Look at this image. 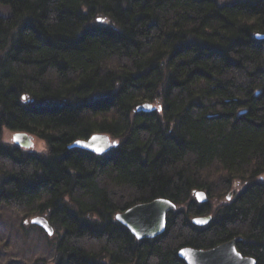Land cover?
<instances>
[{
  "label": "trees",
  "instance_id": "1",
  "mask_svg": "<svg viewBox=\"0 0 264 264\" xmlns=\"http://www.w3.org/2000/svg\"><path fill=\"white\" fill-rule=\"evenodd\" d=\"M0 5V207L48 222L56 264H185L180 249L237 238L264 264V0ZM4 130L45 152L3 144ZM96 133L117 147L67 150ZM157 199L175 206L159 237L116 222Z\"/></svg>",
  "mask_w": 264,
  "mask_h": 264
},
{
  "label": "water",
  "instance_id": "2",
  "mask_svg": "<svg viewBox=\"0 0 264 264\" xmlns=\"http://www.w3.org/2000/svg\"><path fill=\"white\" fill-rule=\"evenodd\" d=\"M256 39L264 40L263 35H256ZM25 97H23L24 99ZM154 111L150 104H144L136 108V112L149 113ZM18 139H15L17 138ZM33 138L25 133H16L12 136V143L17 148L30 150L33 146ZM117 143L111 141L108 135H94L87 141H77L69 148H79L87 150L96 155H104L111 149L116 148ZM194 197L197 203L204 204L207 198L202 192H195ZM231 195L227 197L229 201ZM175 210V206L164 199H157L146 204H139L127 209L123 213L115 216L116 222L125 227L130 234L137 240H151L159 237L166 226V217L168 212ZM206 221L205 223H196V221ZM211 221V217L194 218L192 223L195 226L203 227ZM31 224L42 229L48 236H52L53 229L44 218H36ZM239 239H233L227 243L219 245L209 250H195L192 248H182L178 251V257L185 264H255V260L243 257L236 249Z\"/></svg>",
  "mask_w": 264,
  "mask_h": 264
},
{
  "label": "rangeland",
  "instance_id": "3",
  "mask_svg": "<svg viewBox=\"0 0 264 264\" xmlns=\"http://www.w3.org/2000/svg\"><path fill=\"white\" fill-rule=\"evenodd\" d=\"M8 10L0 5V16H7ZM13 133L4 130L1 136L3 144H12ZM33 146L24 152L43 154L45 144L36 137ZM264 181V175L260 178ZM241 185L235 184V190ZM233 193H231V199ZM37 216L25 217L16 211L0 207V264H56L55 239L57 234L48 236L39 227L30 222Z\"/></svg>",
  "mask_w": 264,
  "mask_h": 264
},
{
  "label": "bare ground",
  "instance_id": "4",
  "mask_svg": "<svg viewBox=\"0 0 264 264\" xmlns=\"http://www.w3.org/2000/svg\"><path fill=\"white\" fill-rule=\"evenodd\" d=\"M99 22H101V21H99ZM23 97H25L24 99H23ZM21 99H22V101H26V99H27V96L26 95H22L21 96ZM13 134H16V133H25V132H12ZM25 134H27V133H25ZM27 135H29V134H27ZM94 135H101L100 133H96V134H93V135H91V136H94ZM103 135H105V134H103ZM29 136H31L32 138H34V136H32V135H29ZM90 136V137H91ZM90 137H88L87 139H79V140H76V141H74V142H72L69 146H71V145H73L75 142H77V141H87ZM11 145H13V144H11ZM14 146V145H13ZM69 146L67 147V150H74V149H76V150H80V151H84V152H88V153H91V154H93L92 152H90V151H87V150H83V149H79V148H69ZM94 155H96V154H94ZM97 156H101V155H97ZM31 224V223H30ZM32 225V224H31Z\"/></svg>",
  "mask_w": 264,
  "mask_h": 264
},
{
  "label": "snow or ice",
  "instance_id": "5",
  "mask_svg": "<svg viewBox=\"0 0 264 264\" xmlns=\"http://www.w3.org/2000/svg\"><path fill=\"white\" fill-rule=\"evenodd\" d=\"M15 139H18V137L17 138H15ZM206 221H196V223H205Z\"/></svg>",
  "mask_w": 264,
  "mask_h": 264
}]
</instances>
